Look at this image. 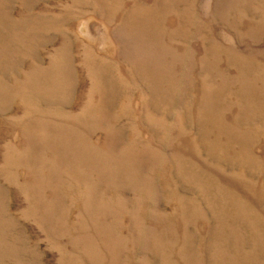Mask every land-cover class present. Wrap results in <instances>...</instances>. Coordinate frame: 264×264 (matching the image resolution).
Here are the masks:
<instances>
[{
    "label": "rangeland",
    "instance_id": "rangeland-1",
    "mask_svg": "<svg viewBox=\"0 0 264 264\" xmlns=\"http://www.w3.org/2000/svg\"><path fill=\"white\" fill-rule=\"evenodd\" d=\"M0 264H264V0H0Z\"/></svg>",
    "mask_w": 264,
    "mask_h": 264
}]
</instances>
